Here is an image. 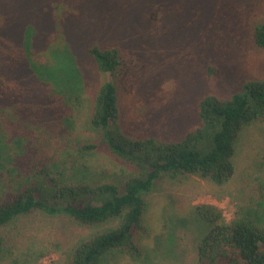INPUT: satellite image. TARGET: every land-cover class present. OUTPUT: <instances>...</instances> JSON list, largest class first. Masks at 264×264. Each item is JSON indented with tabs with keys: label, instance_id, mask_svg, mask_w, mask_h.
Returning <instances> with one entry per match:
<instances>
[{
	"label": "rangeland",
	"instance_id": "1",
	"mask_svg": "<svg viewBox=\"0 0 264 264\" xmlns=\"http://www.w3.org/2000/svg\"><path fill=\"white\" fill-rule=\"evenodd\" d=\"M159 9L158 24L152 11ZM0 14V70L7 81L3 98L8 104L23 101L21 106L50 109L47 123L56 126L55 134L31 139L44 155L68 145L76 154L73 173L83 163L88 173L104 168L119 174L126 168L105 147L92 154L78 148L97 137L89 119L99 83L87 51L93 44L119 45L130 61L129 81L135 88L122 90L123 125L164 138L180 137L199 123L198 99L209 89L228 95L245 79L264 75V54L241 55L229 37L246 22L264 17V0H0ZM58 14L66 44L50 50ZM209 56L221 66L214 80L206 79ZM26 117L5 116V126L13 135L29 136L21 121ZM234 163V176L222 185L194 174H164L146 194L149 232L142 239L149 261L113 255L105 264H199L197 244L208 225L195 205H214L229 221L264 201V121L244 129ZM5 192L0 181L2 199ZM90 232L65 214L33 210L1 228L6 252L0 264H64L65 254Z\"/></svg>",
	"mask_w": 264,
	"mask_h": 264
},
{
	"label": "trees",
	"instance_id": "2",
	"mask_svg": "<svg viewBox=\"0 0 264 264\" xmlns=\"http://www.w3.org/2000/svg\"><path fill=\"white\" fill-rule=\"evenodd\" d=\"M161 15V9L152 11L158 24ZM55 19L56 41L49 43L50 50L66 44L61 14ZM243 26L229 32L241 55L254 50L264 54V17ZM87 51L99 80L89 118L97 137L83 141L78 148L82 154H92L105 147L126 168L119 174L104 168L88 173L83 163L79 173H73L76 154L68 145L63 147L65 151L54 148L53 154L39 152V144L31 136L45 133L53 137L56 126L47 123L46 116L50 109L43 104L21 106L23 101L8 104L3 98L7 81L0 70V181L6 188L3 199L0 197V230L33 210L65 214L91 232L65 254L64 264H105L113 255L147 262L150 250L142 239L149 232L146 194L164 174H194L219 185L232 179L244 129L264 121V75L245 79L238 91L228 95L209 89L198 99L199 123L180 137L164 138L123 125L122 90L132 92L135 84L129 81L132 68L121 46L93 44ZM206 61V79L214 80L221 66L212 56ZM7 109L15 119L27 116L21 121L29 136L13 135L12 128L5 126V116H12L6 115ZM263 206L264 201L257 209H246L228 221L214 205H195V213L208 225L197 244L199 264H264ZM5 248L0 233V259Z\"/></svg>",
	"mask_w": 264,
	"mask_h": 264
}]
</instances>
